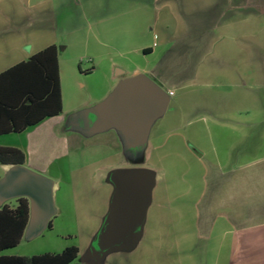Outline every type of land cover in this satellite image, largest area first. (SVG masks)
<instances>
[{
  "label": "crops",
  "instance_id": "obj_1",
  "mask_svg": "<svg viewBox=\"0 0 264 264\" xmlns=\"http://www.w3.org/2000/svg\"><path fill=\"white\" fill-rule=\"evenodd\" d=\"M26 5L17 3L14 13L0 7V73L48 47L64 45L63 52L74 42L94 47L91 63L96 65L90 73L98 70L104 77L106 89L92 98L94 107L122 80L151 79L167 93L168 103L150 127L146 153L159 152L155 170L161 177L189 171L197 176L190 189L193 249L214 253L210 264H264V0H26ZM57 59L60 80L58 51ZM55 117L0 135V147L21 151L25 168L53 179L56 211L54 195L62 177L57 164L67 159V147L63 139L64 153L56 156L55 145L50 149V141L57 140ZM113 136L110 140L119 145ZM114 157L95 167L88 180L91 189L98 186L104 193L100 224L114 192L111 173L133 168L121 167V150ZM10 166L0 165V181ZM155 176L148 207L157 202ZM165 192L160 201L170 203ZM181 194L176 200L188 192ZM20 198L25 197L14 198V204L3 201L0 208L13 207ZM27 201L22 239L30 218ZM146 223L145 216L138 238L128 239L132 247L142 240ZM11 251L1 255L36 256ZM94 261L88 258V264Z\"/></svg>",
  "mask_w": 264,
  "mask_h": 264
},
{
  "label": "rangeland",
  "instance_id": "obj_2",
  "mask_svg": "<svg viewBox=\"0 0 264 264\" xmlns=\"http://www.w3.org/2000/svg\"><path fill=\"white\" fill-rule=\"evenodd\" d=\"M8 1L9 4L15 3V5L21 2L25 9L29 8L26 0H0V7L8 6L14 13L15 5L12 4V7L7 5ZM42 26L41 23L39 27L42 29ZM88 38L90 39V36ZM73 43L63 52L64 45L57 46L61 69L62 108L60 114L55 117V124L52 127L57 140L56 143L50 141V149L55 145L56 156L67 150V159L57 164L62 177L57 181L59 187L54 195L56 211L48 222L40 226L30 224L24 238L11 253L40 255L61 252L65 246H75L79 253L71 264H82V262L88 264L89 257H95L94 264L212 263L215 259L214 253L202 255L200 251L193 249L195 208L192 207L193 193L190 189L195 185L197 176L192 175L188 170L187 176L175 174L161 177L159 171L155 170L159 152L152 155L146 153L149 142L141 147L128 149L126 137L117 129L111 128L102 132L88 131L92 119L88 116L87 110L94 107L92 98L98 97L95 96L96 93L102 94L106 88L100 71L90 73L92 66L96 65V62L91 63L94 59V47L90 45L78 47ZM114 133L119 139V145L115 144L116 140H110L111 137L115 139ZM63 139L66 150L62 144ZM118 149L125 157L122 168H145L147 162L151 160L153 167L148 169L157 174L155 184L157 202L146 208L145 232L139 245L134 247L131 246L132 240H127L124 247L119 244L114 248L108 246L113 244L114 240H99L103 235H107V218L103 217L104 222L102 221L101 224L99 222L104 193L98 189V186L91 189L88 182L94 168L105 162H112ZM123 150L126 152L124 153ZM27 169L41 174L29 167ZM177 171L184 172L181 168ZM41 175L53 180L48 174ZM154 178L156 181V176ZM69 180L72 185H69ZM185 189L188 192L187 196L183 200L180 198L176 200V196H181ZM163 191H166L165 195L168 193L170 203L160 201L163 200L161 197ZM5 201L14 204V198ZM49 221H52L51 229L48 227ZM91 237H93L92 241H90Z\"/></svg>",
  "mask_w": 264,
  "mask_h": 264
},
{
  "label": "water",
  "instance_id": "obj_3",
  "mask_svg": "<svg viewBox=\"0 0 264 264\" xmlns=\"http://www.w3.org/2000/svg\"><path fill=\"white\" fill-rule=\"evenodd\" d=\"M168 95L151 79L137 75L119 82L112 93L101 103L87 110L92 123L90 132H102L115 128L126 137L127 148L135 149L146 144L152 123L167 106ZM114 192L107 215V239L114 248L124 247L128 239L136 240L150 202L154 185V173L144 168L117 169L111 173ZM52 181L24 166L11 165L0 181V204L9 198L25 197L30 202L29 224L40 226L48 222L55 212L53 208ZM32 222V223H31ZM97 255V254H96Z\"/></svg>",
  "mask_w": 264,
  "mask_h": 264
},
{
  "label": "trees",
  "instance_id": "obj_4",
  "mask_svg": "<svg viewBox=\"0 0 264 264\" xmlns=\"http://www.w3.org/2000/svg\"><path fill=\"white\" fill-rule=\"evenodd\" d=\"M61 90L57 49L48 47L27 61L0 73V135L19 133L61 112ZM24 154L0 147V165H20ZM29 217L27 199L20 198L13 207L0 208V264H71L78 248L70 246L57 254L3 256L17 247ZM51 227V224H48Z\"/></svg>",
  "mask_w": 264,
  "mask_h": 264
},
{
  "label": "built area",
  "instance_id": "obj_5",
  "mask_svg": "<svg viewBox=\"0 0 264 264\" xmlns=\"http://www.w3.org/2000/svg\"><path fill=\"white\" fill-rule=\"evenodd\" d=\"M169 94H170V95H172V93H171V92H170Z\"/></svg>",
  "mask_w": 264,
  "mask_h": 264
}]
</instances>
